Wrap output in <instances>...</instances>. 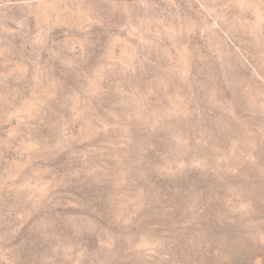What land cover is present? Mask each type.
Segmentation results:
<instances>
[{
  "label": "rangeland",
  "instance_id": "374dc122",
  "mask_svg": "<svg viewBox=\"0 0 264 264\" xmlns=\"http://www.w3.org/2000/svg\"><path fill=\"white\" fill-rule=\"evenodd\" d=\"M0 264H264V0H0Z\"/></svg>",
  "mask_w": 264,
  "mask_h": 264
}]
</instances>
